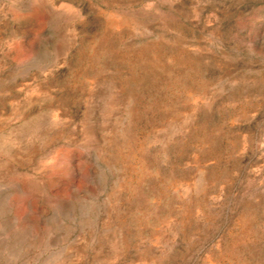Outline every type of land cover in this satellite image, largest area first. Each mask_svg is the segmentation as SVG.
Returning a JSON list of instances; mask_svg holds the SVG:
<instances>
[{
    "label": "rangeland",
    "instance_id": "rangeland-1",
    "mask_svg": "<svg viewBox=\"0 0 264 264\" xmlns=\"http://www.w3.org/2000/svg\"><path fill=\"white\" fill-rule=\"evenodd\" d=\"M0 264H264V0H0Z\"/></svg>",
    "mask_w": 264,
    "mask_h": 264
}]
</instances>
